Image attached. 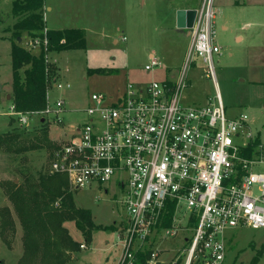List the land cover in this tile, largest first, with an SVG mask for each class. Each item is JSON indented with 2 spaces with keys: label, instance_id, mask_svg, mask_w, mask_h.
I'll use <instances>...</instances> for the list:
<instances>
[{
  "label": "built area",
  "instance_id": "2783aa9c",
  "mask_svg": "<svg viewBox=\"0 0 264 264\" xmlns=\"http://www.w3.org/2000/svg\"><path fill=\"white\" fill-rule=\"evenodd\" d=\"M212 2L202 0L196 9L186 29V54L187 60L201 56L205 76L214 80L213 54L219 45ZM38 45L32 37L25 47L32 51ZM158 66L161 62L150 53L144 69ZM185 70L184 65L175 81L126 82L114 102L105 103L102 92L92 93L85 122L76 124L50 155L49 172L66 175L70 189L113 182L122 192L125 221L117 229L120 252L113 264H134L135 252L143 247L151 248L148 264H166L159 258L161 244L174 238L187 246L170 264H179V258L181 264H224L226 230L264 227V172L252 169L264 164V143L257 145L253 158L239 153L255 134L244 111L226 116L215 83L213 98L202 105L183 104ZM63 104L60 98L51 104L46 99L43 110L32 113L10 104L7 114L27 129L43 119L61 124ZM170 211L171 224L164 226Z\"/></svg>",
  "mask_w": 264,
  "mask_h": 264
},
{
  "label": "rangeland",
  "instance_id": "374dc122",
  "mask_svg": "<svg viewBox=\"0 0 264 264\" xmlns=\"http://www.w3.org/2000/svg\"><path fill=\"white\" fill-rule=\"evenodd\" d=\"M12 1L0 0V132L17 125L16 119L11 120L16 117L7 114L10 105L7 95L11 83V32L7 28L15 21L10 9ZM183 1L44 0L46 28L84 27L87 42L83 49L47 53V58L57 66V77L51 78L47 100L50 104L59 98L64 102V109L60 113L61 124L47 120L45 125L51 140L56 144L63 143L76 124L85 122V110L92 104V93L102 92L105 103L114 102L125 91L126 82L143 84L153 79L175 81L185 65V87L180 93L183 104L202 105L207 98H213L215 83L226 116L244 111L251 132L264 143V3L256 5L252 0H213L214 37L219 45L217 54H213V80L205 76L201 56L192 55L187 60L190 37L185 34L186 29L176 28L172 21L174 7L182 5ZM190 1H196L194 8L199 9L200 2ZM29 39L23 35L21 43L26 46ZM113 39H117V42ZM38 49L39 45L33 47L32 51ZM150 53L161 62V66L147 71L144 65L149 63ZM100 66L113 68L116 72H87L88 68ZM39 127V123L35 122L28 129L34 132ZM24 157L22 160L0 151V207H8L13 227L0 232L2 264H19L23 253V227L4 193L2 182L12 178L17 182L21 177L16 169L22 162L32 171V175L36 170L49 168L47 149L29 151ZM252 169L253 172H264V164L254 165ZM68 189L76 206L91 210L95 224L119 226L124 223L125 210L119 202L122 192L113 182L101 186L91 182L77 189H70L68 184ZM63 225L79 244L83 242L86 245L71 252L66 264L115 262L120 252L117 229L97 228L86 243L72 222ZM184 233L189 232L185 230ZM224 236L227 239L224 264H248L258 253L255 264H264V227L253 229L239 226L226 230ZM163 243L159 258L166 264H170L183 245L187 246L175 238ZM34 260V264H37L38 260Z\"/></svg>",
  "mask_w": 264,
  "mask_h": 264
},
{
  "label": "trees",
  "instance_id": "16d2710c",
  "mask_svg": "<svg viewBox=\"0 0 264 264\" xmlns=\"http://www.w3.org/2000/svg\"><path fill=\"white\" fill-rule=\"evenodd\" d=\"M43 3L44 0H13L10 8L15 21L7 28L11 32V83L8 93L13 108L25 113L43 110L51 78L57 77V66L47 58V53L83 49L87 43L84 28H46ZM23 35L39 39L38 51L28 50L21 41L17 42V37L21 38ZM87 72L100 74L113 73L116 70L100 66L88 68ZM11 120L14 121V118ZM46 123V119L40 121L41 127L34 132L16 124L0 132V151L24 160V154L29 151L47 149L49 160L53 149L60 144L49 138ZM259 143L260 138L255 134L239 153L246 158H253L258 154ZM47 169L36 170L32 175V171L22 162L16 169L21 178L17 182L14 178L2 182L4 193L23 227V253L19 264H34V259L38 260L37 264H66L70 260L69 254L78 251L80 244L68 233L63 225L65 222H72L86 243L97 228L115 229L112 224H95L89 208L75 205L72 192L68 189L67 176L56 171L49 172ZM171 216V211L166 213L162 225L169 226ZM5 228L13 227L10 211L4 205L0 207V232H4ZM150 252V247L136 251L134 264H148ZM258 254L248 264H255ZM181 261L182 258H179L178 263L181 264Z\"/></svg>",
  "mask_w": 264,
  "mask_h": 264
},
{
  "label": "water",
  "instance_id": "95a60500",
  "mask_svg": "<svg viewBox=\"0 0 264 264\" xmlns=\"http://www.w3.org/2000/svg\"><path fill=\"white\" fill-rule=\"evenodd\" d=\"M196 14L195 8H179L175 11V26L178 29H187L188 27H191L193 24V18ZM17 42L21 41V38L17 37ZM7 98H9V94L7 95Z\"/></svg>",
  "mask_w": 264,
  "mask_h": 264
},
{
  "label": "crops",
  "instance_id": "0c3cea01",
  "mask_svg": "<svg viewBox=\"0 0 264 264\" xmlns=\"http://www.w3.org/2000/svg\"><path fill=\"white\" fill-rule=\"evenodd\" d=\"M198 1V3L200 4L199 6H201V2H202V0H197ZM256 5H259V4H262V3H264V1L263 0H252ZM193 3H196V1H190V0H184L183 1V3H182V5H177V6H175L174 7V9H173V13H172V21H174L175 20V11L177 10V9H179V8H194L195 6H194V4ZM196 9V8H195ZM174 23H175V21H174ZM222 28H224V26L222 25L221 26ZM50 28V27H49ZM48 28V29H49ZM84 28V27H83ZM61 29V28H60ZM85 29V28H84ZM185 34L186 35H188V33H187V31L185 32ZM236 38H238L239 40L241 39V36H239V35H236ZM114 40V42L116 43L117 42V39H113ZM216 43V42H215ZM262 47H264V45L262 46ZM101 67H105V66H101ZM110 68V67H109ZM124 224H122V223H120V225L119 226H115V229H118V228H120V227H122ZM234 230V229H233ZM85 247H86V245H85Z\"/></svg>",
  "mask_w": 264,
  "mask_h": 264
}]
</instances>
